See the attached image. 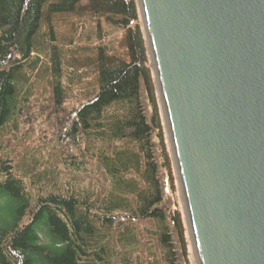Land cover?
Masks as SVG:
<instances>
[{"label": "trees", "instance_id": "obj_1", "mask_svg": "<svg viewBox=\"0 0 264 264\" xmlns=\"http://www.w3.org/2000/svg\"><path fill=\"white\" fill-rule=\"evenodd\" d=\"M82 2L0 0V264H142L138 223L153 228L151 264H183V218L166 205L171 160L159 114H150L154 83L137 0H90L94 14L126 31V50L98 48L96 87L66 107L79 75L70 71L63 83L54 25ZM44 58L52 66L42 72ZM34 78L50 91L41 110L60 115L58 162L73 174L95 161L108 181L102 195L64 184L56 168L20 149L40 102Z\"/></svg>", "mask_w": 264, "mask_h": 264}, {"label": "water", "instance_id": "obj_2", "mask_svg": "<svg viewBox=\"0 0 264 264\" xmlns=\"http://www.w3.org/2000/svg\"><path fill=\"white\" fill-rule=\"evenodd\" d=\"M199 264H264V0H138Z\"/></svg>", "mask_w": 264, "mask_h": 264}, {"label": "rangeland", "instance_id": "obj_3", "mask_svg": "<svg viewBox=\"0 0 264 264\" xmlns=\"http://www.w3.org/2000/svg\"><path fill=\"white\" fill-rule=\"evenodd\" d=\"M137 3L139 6L138 0ZM79 7L80 8L71 16H68L66 19L63 17L65 21L62 19L57 23L55 22L54 25L59 40V48H61L63 53L62 81L65 85L67 84L66 73L69 72L68 74H70V71H74V73L79 75V78L75 79L77 86H75L66 102V107L68 109H71V107H78L80 102H83L81 100L85 99V94L90 93L97 85L99 76L97 68V49L107 46L116 55H124L126 50L125 30L112 25L103 13L94 14L90 10V0H83ZM135 25L141 27L145 36V27L141 12L139 20L135 22ZM149 64V67L152 69L154 83L152 94L153 101H150V114H154L156 111L159 114L164 128L167 151L171 160L169 168L170 175L166 178V205L170 210H178L183 218L187 247V258L184 260L183 264H199L187 219L182 187L151 56ZM51 66V62L47 58H44L40 65V71L43 72L46 67L50 70ZM49 76H51L50 72L46 77ZM34 82L36 83L34 92L37 94L36 98L40 100L38 104L39 107H33L31 109V117H29L30 119H26L29 124L24 123L25 125L22 127L24 146L20 147V149L25 151V155L26 151H28V154H31L29 157L34 155L37 156L42 168L46 166L50 169L51 167L56 168L59 178L64 184L70 182L84 191L94 193L96 196L98 194L102 195L106 190L108 191V181L95 161L90 160L85 170L73 174L69 173L70 169L66 165L58 162V155L56 152L59 146L56 144L55 134L57 128H59V124L55 123L53 118L57 119L60 115H54L48 108L47 110L45 109L46 111L41 110L40 104L46 103L44 101L46 98L44 97L50 93L48 82L44 81L41 84L37 78H34ZM135 227L139 239L138 251L141 252L140 255L138 254L137 259L140 260L142 264H151L153 260L149 259V255H146V253L157 255V249L152 239L153 228L148 223H138ZM147 248H149V250H147Z\"/></svg>", "mask_w": 264, "mask_h": 264}]
</instances>
